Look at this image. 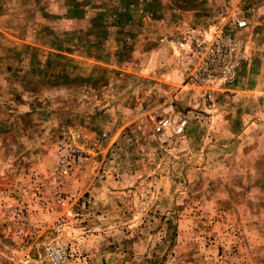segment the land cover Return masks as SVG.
<instances>
[{"label": "rangeland", "instance_id": "obj_1", "mask_svg": "<svg viewBox=\"0 0 264 264\" xmlns=\"http://www.w3.org/2000/svg\"><path fill=\"white\" fill-rule=\"evenodd\" d=\"M0 264H264V0H0Z\"/></svg>", "mask_w": 264, "mask_h": 264}, {"label": "built area", "instance_id": "obj_2", "mask_svg": "<svg viewBox=\"0 0 264 264\" xmlns=\"http://www.w3.org/2000/svg\"><path fill=\"white\" fill-rule=\"evenodd\" d=\"M248 22L238 17L232 25L222 26L214 37L206 41H191L189 54L194 59L191 81L210 92L226 91L236 85L242 75L247 58V44L240 32ZM211 96V94H210ZM186 120L179 117L175 125L169 118H162L156 125L158 133L173 128L176 134L184 132Z\"/></svg>", "mask_w": 264, "mask_h": 264}]
</instances>
